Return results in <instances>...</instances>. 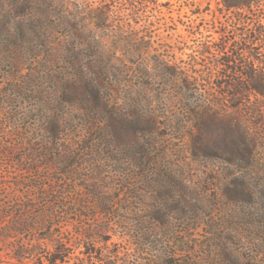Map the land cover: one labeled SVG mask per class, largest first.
I'll return each mask as SVG.
<instances>
[{"label": "rangeland", "instance_id": "rangeland-1", "mask_svg": "<svg viewBox=\"0 0 264 264\" xmlns=\"http://www.w3.org/2000/svg\"><path fill=\"white\" fill-rule=\"evenodd\" d=\"M227 1L0 0V264H264V98L227 94L264 0Z\"/></svg>", "mask_w": 264, "mask_h": 264}, {"label": "trees", "instance_id": "trees-1", "mask_svg": "<svg viewBox=\"0 0 264 264\" xmlns=\"http://www.w3.org/2000/svg\"><path fill=\"white\" fill-rule=\"evenodd\" d=\"M225 8L228 9H233V8H240V7H244L245 5H250V2L245 0H239L237 2H230L227 1L225 2ZM258 33V34H257ZM228 35L227 31H223L222 35ZM246 36V34H245ZM253 38L254 41H258L261 43L262 46H264V24L263 26H257L256 29V35L254 34V36H251V38ZM223 44H219L218 46H216V49L219 52H224L225 50H227V40H222ZM243 49V48H242ZM245 49V48H244ZM229 63V62H227ZM260 66L254 68V66H252L250 69L248 70H243L241 72V75L244 78V82H243V86H242V90L237 91V92H228V96L231 99H235V98H246L247 95H250L252 93H256L258 95H260L262 98H264V60L259 64ZM59 251V250H56ZM56 251L54 252V254L51 255V257L48 259V263L49 264H56L58 262H63L64 258H60L58 255H56ZM139 259V258H138ZM141 261V258H140ZM101 262L103 264H107L106 262L102 261ZM109 264V263H108ZM140 264V263H138Z\"/></svg>", "mask_w": 264, "mask_h": 264}]
</instances>
